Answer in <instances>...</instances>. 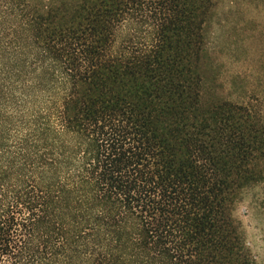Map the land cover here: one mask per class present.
<instances>
[{"label": "trees", "instance_id": "obj_1", "mask_svg": "<svg viewBox=\"0 0 264 264\" xmlns=\"http://www.w3.org/2000/svg\"><path fill=\"white\" fill-rule=\"evenodd\" d=\"M210 4L0 0V264H255L231 204L264 121L203 97ZM139 12L154 45L117 53Z\"/></svg>", "mask_w": 264, "mask_h": 264}, {"label": "rangeland", "instance_id": "obj_2", "mask_svg": "<svg viewBox=\"0 0 264 264\" xmlns=\"http://www.w3.org/2000/svg\"><path fill=\"white\" fill-rule=\"evenodd\" d=\"M155 17L139 12L121 23L114 51L127 53L128 45H135L144 52L154 45ZM202 32L199 56L191 61L201 65L204 99L248 104L264 121V0H211ZM172 41L177 66L188 64L191 48L185 32ZM250 169L235 190L231 215L255 264H264V154L257 155Z\"/></svg>", "mask_w": 264, "mask_h": 264}]
</instances>
